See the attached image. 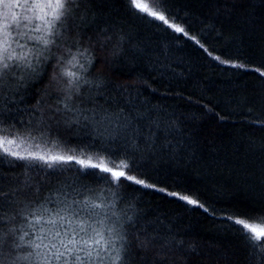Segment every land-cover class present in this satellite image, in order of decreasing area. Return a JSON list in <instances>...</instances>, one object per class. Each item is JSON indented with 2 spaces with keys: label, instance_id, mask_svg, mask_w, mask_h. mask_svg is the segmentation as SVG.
I'll return each mask as SVG.
<instances>
[{
  "label": "trees",
  "instance_id": "1",
  "mask_svg": "<svg viewBox=\"0 0 264 264\" xmlns=\"http://www.w3.org/2000/svg\"><path fill=\"white\" fill-rule=\"evenodd\" d=\"M18 8L0 264H264V0Z\"/></svg>",
  "mask_w": 264,
  "mask_h": 264
},
{
  "label": "rangeland",
  "instance_id": "2",
  "mask_svg": "<svg viewBox=\"0 0 264 264\" xmlns=\"http://www.w3.org/2000/svg\"><path fill=\"white\" fill-rule=\"evenodd\" d=\"M30 2L33 8L27 10V14H30L29 17L33 18L39 15L43 16L45 21L51 20L53 22L54 19L56 20L61 0H0V53H2V58L10 55L8 54V48L11 46V43L8 38L9 31L7 27L18 21V11L21 12L18 6H26ZM136 4L142 5L139 1ZM91 163L97 165L98 162L97 160H93Z\"/></svg>",
  "mask_w": 264,
  "mask_h": 264
}]
</instances>
